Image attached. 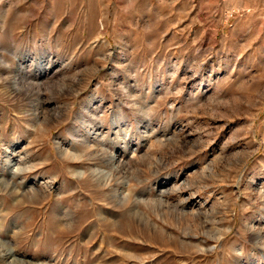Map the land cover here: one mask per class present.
Listing matches in <instances>:
<instances>
[{
    "label": "rangeland",
    "instance_id": "1",
    "mask_svg": "<svg viewBox=\"0 0 264 264\" xmlns=\"http://www.w3.org/2000/svg\"><path fill=\"white\" fill-rule=\"evenodd\" d=\"M0 264H264V0H0Z\"/></svg>",
    "mask_w": 264,
    "mask_h": 264
},
{
    "label": "bare ground",
    "instance_id": "2",
    "mask_svg": "<svg viewBox=\"0 0 264 264\" xmlns=\"http://www.w3.org/2000/svg\"><path fill=\"white\" fill-rule=\"evenodd\" d=\"M220 237V236H219ZM12 253V252H11ZM12 260L16 261L15 258H12ZM21 262V261H20Z\"/></svg>",
    "mask_w": 264,
    "mask_h": 264
}]
</instances>
